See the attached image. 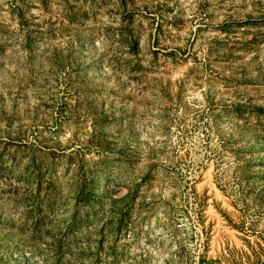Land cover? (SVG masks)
<instances>
[{
    "label": "rangeland",
    "instance_id": "rangeland-1",
    "mask_svg": "<svg viewBox=\"0 0 264 264\" xmlns=\"http://www.w3.org/2000/svg\"><path fill=\"white\" fill-rule=\"evenodd\" d=\"M0 264H264V0H0Z\"/></svg>",
    "mask_w": 264,
    "mask_h": 264
}]
</instances>
